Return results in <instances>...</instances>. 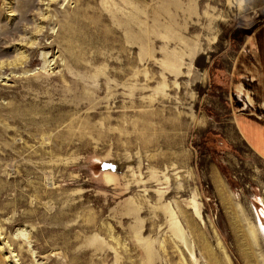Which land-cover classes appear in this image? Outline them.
Wrapping results in <instances>:
<instances>
[{"label": "rangeland", "instance_id": "obj_1", "mask_svg": "<svg viewBox=\"0 0 264 264\" xmlns=\"http://www.w3.org/2000/svg\"><path fill=\"white\" fill-rule=\"evenodd\" d=\"M262 23L264 0H0V61L49 46L42 76L0 70V264H264V159L220 69Z\"/></svg>", "mask_w": 264, "mask_h": 264}, {"label": "crops", "instance_id": "obj_2", "mask_svg": "<svg viewBox=\"0 0 264 264\" xmlns=\"http://www.w3.org/2000/svg\"><path fill=\"white\" fill-rule=\"evenodd\" d=\"M220 69L228 75L231 94L233 90H240L229 109L233 111L232 121L238 138L264 159V119L258 120L255 115L247 113V110H264V23L255 28L250 41L239 50L233 61ZM243 91L248 94L246 98ZM254 128L258 129L257 132Z\"/></svg>", "mask_w": 264, "mask_h": 264}, {"label": "bare ground", "instance_id": "obj_3", "mask_svg": "<svg viewBox=\"0 0 264 264\" xmlns=\"http://www.w3.org/2000/svg\"><path fill=\"white\" fill-rule=\"evenodd\" d=\"M16 10V9H15ZM17 12H18V16H17V18L18 19H21V18H23V16L25 15V13H26V9H25V11H22L21 9H20V6L19 7H17ZM16 27L14 26L13 27V29H15ZM12 29V30H13ZM65 34L64 33H61V36H62V39L63 40H65V49H63L60 53H59V56H62V57H67L69 60V62L71 63V64H74L76 61H77V58H74V59H72L71 58V56H75V57H77V53H76V50L74 49V47H73V45H72V42H71V39H70V34L69 33H74V31H73V29H72V25L71 24H69L68 23V20H66L65 21ZM4 27L3 28H1L0 27V34L2 35V34H4ZM36 33H38V35L39 34H41V35H43V34H45V32L43 31V29L40 27V28H38V29H36ZM98 34V33H97ZM69 36V37H68ZM98 37V39H97V42L99 43L100 42V38H99V36H97ZM72 39H73V41H74V37H72ZM23 41H25V43H26V45H27V49H29L30 50V52L28 53V54H24V53H18L17 55V57L14 59V60H12V61H9V62H3V61H0V70H3V69H7V70H10V69H13V70H17V69H20V71L25 75V76H27V72H30V70L27 68V67H29V66H31V65H33L35 62H36V58H35V56L37 55V52H38V50H39V48H41V46H45L44 44H42L41 43V41H37V40H30V38H27V39H22ZM85 40H87V43H88V46L89 45H91V40L90 39H86V38H84L83 39V43L85 42ZM80 42H82V40H80ZM127 44H128V40H126L125 41ZM52 43H54V40L50 43V44H52ZM23 47H26V46H23ZM49 46L48 45H46L44 48H48ZM44 48H41V49H44ZM42 61L43 62H45V63H48L49 62V60H48V58H46L45 57V54H43L42 55ZM52 64H54V63H51L50 65H52ZM45 67V65H43L42 67H41V69L37 72V73H32V72H30V74H28V75H33V76H42V72L44 73V70L42 71V68H44ZM71 68V67H70ZM6 70V71H7ZM45 71H47V69H45ZM70 71V70H69ZM41 72V73H40ZM71 72H73V71H71ZM60 76V77H59ZM59 76H55L54 75V77L55 78H57L58 80H60V81H62L63 83H65L66 81H68V76H67V74L66 73H60V75ZM24 78H26V77H24ZM61 78V79H60ZM126 80V79H125ZM125 86H127V90H128V94H129V92H130V90H131V86L130 85H128V83H127V80H126V82H125ZM245 94V93H244ZM244 94H242L243 96H244ZM248 96V94H245V98ZM243 97V100L245 99ZM244 102V101H243ZM60 105H63V104H60ZM97 112H95V114H96ZM93 116H94V113H93ZM72 121V120H71ZM32 122H35V121H32ZM93 127V126H92ZM257 128H254V131H256L257 132ZM258 132H261V130L259 129V131ZM83 134L82 133H80L79 135H77V140H78V144H80V146H79V151H81L82 149H81V143L84 141L83 139ZM245 142V141H244ZM262 144H263V146H264V135H263V138H262ZM246 143V142H245ZM46 146L47 144H45V143H43L42 144V146ZM63 148V147H62ZM65 148V147H64ZM63 148V149H64ZM26 149H28V147H26ZM30 149V148H29ZM62 149V150H63ZM35 151H36V149H35ZM78 151V152H79ZM82 152V151H81ZM213 179H212V181L214 182V184H216V187L219 189V191L221 192L222 190H223V187H224V183H223V180L222 179H218V177H217V175H216V173H214V175H213V177H212ZM189 203H190V205H191V207L193 208V207H196V203H195V201L193 200V199H191L190 201H189ZM236 205L238 206V204L236 203ZM263 214H264V212H262ZM173 225H174V227H175V233L181 238V239H183V241L184 242H187V239H186V236H185V234H184V232H183V230L181 229V228H179L178 227V225H177V223H175V222H173ZM260 227H261V233H262V235H263V237H264V224H260ZM249 232L252 234V235H255L256 234V232H255V230H257L255 227H254V225L253 226H249ZM258 231V230H257Z\"/></svg>", "mask_w": 264, "mask_h": 264}]
</instances>
